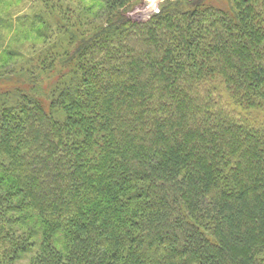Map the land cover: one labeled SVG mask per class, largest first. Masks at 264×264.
I'll list each match as a JSON object with an SVG mask.
<instances>
[{"label": "trees", "instance_id": "16d2710c", "mask_svg": "<svg viewBox=\"0 0 264 264\" xmlns=\"http://www.w3.org/2000/svg\"><path fill=\"white\" fill-rule=\"evenodd\" d=\"M101 1L0 53V264H264V0Z\"/></svg>", "mask_w": 264, "mask_h": 264}, {"label": "rangeland", "instance_id": "374dc122", "mask_svg": "<svg viewBox=\"0 0 264 264\" xmlns=\"http://www.w3.org/2000/svg\"><path fill=\"white\" fill-rule=\"evenodd\" d=\"M164 1L166 0H142L130 15L143 20L148 19ZM229 1L210 0L212 4L224 8L230 7ZM101 2V0H0V53L4 50H16L26 56H32L44 46L42 40L38 39L37 32L44 29L45 32L49 31L45 25H41V20H48L53 25L52 31L55 32L58 30L57 23L62 24L59 15L69 19L67 15L72 14L70 11L79 12L90 5L100 6Z\"/></svg>", "mask_w": 264, "mask_h": 264}]
</instances>
